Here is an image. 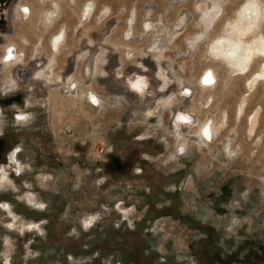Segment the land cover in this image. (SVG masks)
<instances>
[{"label":"rangeland","instance_id":"1","mask_svg":"<svg viewBox=\"0 0 264 264\" xmlns=\"http://www.w3.org/2000/svg\"><path fill=\"white\" fill-rule=\"evenodd\" d=\"M0 264H264V0H0Z\"/></svg>","mask_w":264,"mask_h":264},{"label":"clouds","instance_id":"2","mask_svg":"<svg viewBox=\"0 0 264 264\" xmlns=\"http://www.w3.org/2000/svg\"><path fill=\"white\" fill-rule=\"evenodd\" d=\"M24 10H27V11H24ZM23 11L25 13H27L29 11V9L27 7H25L23 9ZM52 15L53 14H51V13L45 14V21L47 23L51 22V16ZM196 39L199 40L200 37H197ZM222 44H224V41H217L216 44L210 46L209 52H210V55L214 59L223 60V61H225L227 63L231 58L236 56V53L239 50V47L235 46L232 49H222V48L219 47V45H222ZM53 47L55 48V41L53 42ZM11 52H12V50L9 49V55L8 56H11ZM229 66L231 67L232 65H229ZM157 77L159 78V67L158 66H157ZM129 83H130V86H131L132 90L137 91V92H139L141 94L148 87V84L145 83V80L142 77L137 79L135 82L129 81ZM201 83L204 84V78L202 79ZM25 119H26V117H25ZM16 150L17 149H14L13 153H15Z\"/></svg>","mask_w":264,"mask_h":264},{"label":"snow or ice","instance_id":"3","mask_svg":"<svg viewBox=\"0 0 264 264\" xmlns=\"http://www.w3.org/2000/svg\"><path fill=\"white\" fill-rule=\"evenodd\" d=\"M24 11H27V10H24ZM57 39L59 40L60 38L57 37ZM5 59H6V60H10V59H12V57H11V56H6ZM211 83H213V81L210 79V74H206L205 77H204V84H206V85H210ZM92 102H93V103H96L95 98H92ZM17 119H18V120H24L25 117H23V116H19V117H17ZM178 119L181 120V121H185V122H187L186 117L179 116ZM203 134H204V136L209 137V132H208V129H207V128L204 129V133H203ZM209 138H210V137H209ZM16 151H19V149H17ZM13 156H14V153H13ZM84 226L87 227L88 225L85 224Z\"/></svg>","mask_w":264,"mask_h":264},{"label":"bare ground","instance_id":"4","mask_svg":"<svg viewBox=\"0 0 264 264\" xmlns=\"http://www.w3.org/2000/svg\"><path fill=\"white\" fill-rule=\"evenodd\" d=\"M48 12V11H47ZM48 13H50V11L48 12ZM56 39V38H55ZM238 40V39H237ZM55 41H57V39L55 40ZM240 41V40H239ZM255 41V40H254ZM56 43V42H55ZM234 44H235V42H234ZM238 44V43H237ZM237 44H235V45H237ZM249 44V43H248ZM262 43H259V44H257V46L258 47H260V45H261ZM243 46V45H242ZM251 49V48H250ZM250 49H248V50H245V51H242V52H239V50L237 51V53H236V56H235V61L238 63V64H241V63H239V62H243V61H246L248 58H250L249 56L251 55V52H253V51H250L249 52V50ZM262 49V48H261ZM253 56V55H252ZM234 58V57H233ZM11 60V59H10ZM233 60V59H232ZM246 64V63H245ZM31 72V70H27V71H25L23 74H22V76L23 77H25L26 75H28L29 73Z\"/></svg>","mask_w":264,"mask_h":264},{"label":"flooded vegetation","instance_id":"5","mask_svg":"<svg viewBox=\"0 0 264 264\" xmlns=\"http://www.w3.org/2000/svg\"><path fill=\"white\" fill-rule=\"evenodd\" d=\"M6 53L9 55V51H6ZM6 53H5V55H4V58L6 57V56H8V55H6ZM11 56H12V58H15V56H16V52H15V50L12 48V52H11ZM25 71H27V70H20V72H19V77L20 78H22V79H24V77L22 76V74L25 72ZM32 71V70H31ZM33 76V75H32ZM31 76V77H32ZM18 83H20L19 82V80H18ZM12 106H13V104H12ZM6 202V201H5Z\"/></svg>","mask_w":264,"mask_h":264}]
</instances>
